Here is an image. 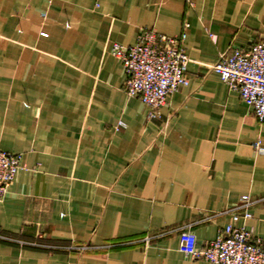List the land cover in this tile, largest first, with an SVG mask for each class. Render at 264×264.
Masks as SVG:
<instances>
[{"label": "crops", "instance_id": "crops-1", "mask_svg": "<svg viewBox=\"0 0 264 264\" xmlns=\"http://www.w3.org/2000/svg\"><path fill=\"white\" fill-rule=\"evenodd\" d=\"M99 2L0 0V147L23 155L0 264H211L185 256L180 229L204 249L231 222L220 213L264 198V125L212 71L263 41L264 0ZM145 27L187 32L189 85L156 119L110 53ZM251 212L264 239V201Z\"/></svg>", "mask_w": 264, "mask_h": 264}, {"label": "built area", "instance_id": "built-area-1", "mask_svg": "<svg viewBox=\"0 0 264 264\" xmlns=\"http://www.w3.org/2000/svg\"><path fill=\"white\" fill-rule=\"evenodd\" d=\"M96 7H100L99 0H96ZM189 27L185 25V29ZM42 36L47 34L42 33ZM186 39V31L178 36H166L155 28L145 27L134 45L114 44L111 48L110 53L120 60L126 75V95L147 106L150 119L160 117V110L169 99L179 88L189 85ZM212 71L232 92L239 94L258 123L264 125V39L249 49L232 47L212 66ZM118 128H126V124L119 121ZM254 148L258 154H264L261 138L256 140ZM22 161V154H12L0 147V202L23 168ZM263 201L264 198L255 200L246 195L238 204L220 213L230 215L231 222L204 249L197 247V237L188 227L180 229L181 250L187 258L211 264H264V239L255 237L245 226V222L253 218L251 209ZM90 249L93 248H71Z\"/></svg>", "mask_w": 264, "mask_h": 264}]
</instances>
